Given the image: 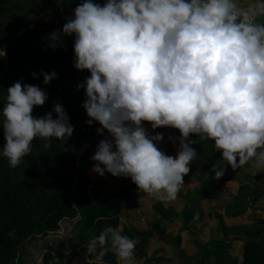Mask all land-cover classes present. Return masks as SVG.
Masks as SVG:
<instances>
[{
	"label": "rangeland",
	"instance_id": "rangeland-1",
	"mask_svg": "<svg viewBox=\"0 0 264 264\" xmlns=\"http://www.w3.org/2000/svg\"><path fill=\"white\" fill-rule=\"evenodd\" d=\"M181 1L176 15L150 30L153 40L144 52L140 53L138 45L128 39L108 41L112 56L105 54L104 58L114 59L119 87L94 104V110L109 120V144L97 152L90 147L78 149L74 158L77 175L88 184L90 196L97 190L112 196L121 189L127 197L132 186L122 185L124 175H144L139 200L145 206L139 208L126 199L119 216L113 245L119 264H216L214 249L220 246L232 247L229 254L240 257L245 242L259 239L257 230L264 221V196L251 200L252 191L248 190L252 185L264 189V176L255 185L253 168L245 160L249 148H258L249 139L264 143V110L258 103L264 99V61L254 57L247 39L235 34L239 25L264 21V17L248 16L264 13V0ZM60 2L52 4V13L39 27L28 25L27 29L60 34L62 49L80 35L81 29L70 26L72 19L64 14ZM158 2L95 0L91 8L102 24L109 20L134 21L135 11H155ZM120 8L121 13H114ZM125 12L129 17L121 18ZM102 13L106 15L100 18ZM232 16L243 18L229 26L227 20ZM137 22L142 29H148L152 18L147 16ZM258 33L253 39L257 48L264 49V29ZM81 57L97 67L103 55L85 48L77 63ZM131 62L137 70L150 68L152 76L133 81L128 76ZM246 69L251 71L246 73ZM203 75L206 87L201 100L228 121L237 122L239 128L225 126L206 109L193 111L189 95ZM67 87L71 98L84 107L90 103L89 95L96 91V84L86 80L77 68ZM240 93L251 104L249 122H244V110L233 103V96ZM179 95L183 98L177 100ZM185 102L189 104V117L179 126ZM157 104L163 113L153 108ZM129 115L150 121L140 130L134 145L126 143L121 129ZM243 123L246 128L240 126ZM228 133L242 137L234 147L237 160L230 169L235 179L223 181V171L217 168L209 169L201 183L185 182L184 176L202 165L200 157L186 152V146ZM147 155L154 159L149 165L143 163ZM176 162H182L184 173L171 180L170 169ZM77 221L66 220L57 234L34 240L19 264H86L89 259L81 256L86 246L77 238Z\"/></svg>",
	"mask_w": 264,
	"mask_h": 264
},
{
	"label": "trees",
	"instance_id": "trees-1",
	"mask_svg": "<svg viewBox=\"0 0 264 264\" xmlns=\"http://www.w3.org/2000/svg\"><path fill=\"white\" fill-rule=\"evenodd\" d=\"M56 1L59 0H0V264H19L34 240L57 234L66 220H78L75 227L78 240L86 246L81 252L84 259H89L86 264H119L113 248L119 216L126 199L139 208L145 206L139 200L144 191V175L132 172L124 175L122 185L132 186L127 197L121 189L112 196L97 190L93 203L88 184L77 175L74 158L78 149L90 147L97 152L109 144L112 132L109 120L94 110V104L119 87L114 59L104 58L105 54L112 56L108 41L128 39L138 45L140 53L144 52L153 40L150 30L176 15V6L182 1L160 0L155 11H135L134 21L109 20L101 24L91 8L95 0H61V9L72 19L70 26L78 25L81 29L80 35L62 49L59 48L63 43L60 34L27 29L28 25L39 27L52 13V4ZM121 12L120 8L114 13ZM105 15L102 13L99 17ZM147 16L152 22L148 29H142L137 20ZM248 16L264 17V13L253 12ZM240 18L243 17H230L227 25H235ZM258 24L262 25H239L235 34L250 39ZM85 48L103 55L97 67L86 57H81L77 63ZM255 55L264 57L262 52ZM128 64L132 66L128 76L133 81L150 78L153 74L150 68L142 71L135 69L133 62ZM76 68L86 80L96 84V91L89 95L90 103L86 107L71 98L68 91L67 83L74 78ZM249 71L246 69V73ZM204 78L205 75L189 95L193 111L206 109L225 126L239 128L237 122L228 121L201 100L200 95L206 87ZM172 84L177 86L175 81ZM182 98L179 95L177 100ZM233 103L244 110V122L251 119V104L246 96L234 95ZM258 103L264 110V99ZM184 104L179 126L189 117V104ZM153 108L164 112L159 104ZM149 124L148 119L127 116L121 127L126 143L134 145L140 130ZM240 126L247 127L246 123ZM241 138L228 133L187 145L186 152L200 157L202 165L187 173L184 181L201 183L209 169L217 168L223 171V181L235 179L230 169L237 160L234 147ZM248 142L258 145L255 149L249 148L245 155L257 185L264 176V143L252 138ZM145 158V165L154 160L149 155ZM183 173L182 162L173 163L169 178L173 180ZM243 186L248 184L243 182ZM249 189L251 200L264 196L262 187L252 185ZM257 234L259 239L243 244L240 257L229 254L230 246L216 247V264L231 261L234 264H264V221Z\"/></svg>",
	"mask_w": 264,
	"mask_h": 264
},
{
	"label": "crops",
	"instance_id": "crops-1",
	"mask_svg": "<svg viewBox=\"0 0 264 264\" xmlns=\"http://www.w3.org/2000/svg\"><path fill=\"white\" fill-rule=\"evenodd\" d=\"M250 19H252V18H250ZM251 24H253V23L248 22V25H251ZM259 29H264V21L262 22V25H259V26H258L257 30H256L255 33H254V36H253L252 38H250L251 40H250V39H247V41L250 42V43L248 44V46H249V48H251L254 57H256L257 60H262V61H264V57L259 58V57H257V55H255L256 52H262V53H264V49H259V48H257L256 43H255V40L253 39L254 37L257 39V37L259 36V33H258ZM240 38H242V37H240ZM242 39H243V38H242ZM245 39H246V38H245ZM251 110H252V109H251ZM243 119H244V118H243ZM251 120H252V117H251V119H249L247 122H249V121H251Z\"/></svg>",
	"mask_w": 264,
	"mask_h": 264
},
{
	"label": "built area",
	"instance_id": "built-area-1",
	"mask_svg": "<svg viewBox=\"0 0 264 264\" xmlns=\"http://www.w3.org/2000/svg\"><path fill=\"white\" fill-rule=\"evenodd\" d=\"M121 18H128L129 17V13L128 12H125L122 16H120Z\"/></svg>",
	"mask_w": 264,
	"mask_h": 264
},
{
	"label": "water",
	"instance_id": "water-1",
	"mask_svg": "<svg viewBox=\"0 0 264 264\" xmlns=\"http://www.w3.org/2000/svg\"><path fill=\"white\" fill-rule=\"evenodd\" d=\"M91 200L93 203H95V194H93L92 196H90Z\"/></svg>",
	"mask_w": 264,
	"mask_h": 264
}]
</instances>
